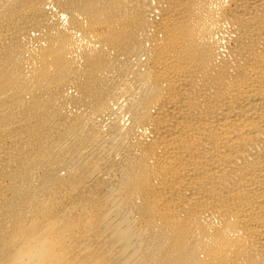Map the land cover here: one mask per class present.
I'll use <instances>...</instances> for the list:
<instances>
[{
  "label": "bare ground",
  "instance_id": "obj_1",
  "mask_svg": "<svg viewBox=\"0 0 264 264\" xmlns=\"http://www.w3.org/2000/svg\"><path fill=\"white\" fill-rule=\"evenodd\" d=\"M0 264H264V0H0Z\"/></svg>",
  "mask_w": 264,
  "mask_h": 264
}]
</instances>
